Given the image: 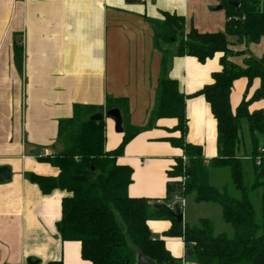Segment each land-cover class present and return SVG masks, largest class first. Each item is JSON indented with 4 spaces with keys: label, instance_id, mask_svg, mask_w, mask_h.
<instances>
[{
    "label": "crops",
    "instance_id": "0c3cea01",
    "mask_svg": "<svg viewBox=\"0 0 264 264\" xmlns=\"http://www.w3.org/2000/svg\"><path fill=\"white\" fill-rule=\"evenodd\" d=\"M218 4L219 0H0V167L10 172L7 180L0 181V264H28V259L40 264L55 259L62 264H91L81 257L79 241L58 237L56 222L65 192L55 189L42 194L25 177L28 172L57 174L55 167L37 157L53 149L58 121L69 118L74 105L100 107L103 113L107 99L124 102L127 122L141 128L117 158L132 168L128 194L165 195L167 172L182 150L168 140L179 135L173 130L175 118L162 117L147 125L162 62L166 61L167 75L178 81L180 91L190 95L211 82L212 73L220 69L222 53L204 62L190 55L163 54L156 46L160 35L156 22L168 13L183 18L184 33L191 27L201 33L223 31L224 9L212 8ZM18 40L21 70L13 53ZM230 41L233 51H244L229 57L238 65L248 55L259 58L263 53L262 39ZM257 86V79L250 84L245 77L233 82L232 112ZM248 109L264 112V99L252 101ZM185 116V140L200 145L207 162L217 154V132L202 95L185 98ZM104 121V147L111 150L123 134L114 131L111 119ZM246 129L243 123L240 153L250 150ZM185 206L186 199L184 210ZM147 224L181 264H197L186 255L180 237L162 235L171 225L169 220Z\"/></svg>",
    "mask_w": 264,
    "mask_h": 264
},
{
    "label": "trees",
    "instance_id": "16d2710c",
    "mask_svg": "<svg viewBox=\"0 0 264 264\" xmlns=\"http://www.w3.org/2000/svg\"><path fill=\"white\" fill-rule=\"evenodd\" d=\"M220 1L226 16L223 31L201 33L191 27L184 33L183 18L168 13L163 21L156 22L160 34L156 46L163 54L190 55L204 62L216 52L222 53L220 69L212 73L211 82L190 95L180 91L178 81L167 75L166 61L162 62L147 125H153L158 118H175L173 130L179 131V135L168 140L182 150V156L175 159L167 172L163 197L129 196L132 168L118 163L117 158L141 128L127 122L124 102L113 99H107L106 110L118 108L122 117L123 135L117 147L111 150L104 147V119H89L90 115L102 112L100 107L74 105L72 115L58 121L56 141L60 142L61 150L37 157L38 161L55 167L57 174H25L42 194L55 189L65 192L56 222L58 237L62 241H79L81 257L91 264H137L136 252L156 264H181L166 248L164 240L152 235L149 220H169L171 225L162 235L180 237L197 264H264V112L248 109L252 101L264 99V6L258 0ZM230 39L237 43L262 39L263 53L259 58L248 55L243 58V65H238L229 57L244 51H233ZM169 45L175 49L169 51ZM13 53L15 65L21 70L19 40L14 42ZM240 77H245L248 84L257 79L258 86L232 112L230 91ZM197 95L208 102L216 121L217 154L207 162L201 146L185 140V98ZM243 123L250 150L242 149L240 153ZM246 155L250 158L244 159ZM257 156L261 158L259 165L255 163ZM219 168L228 169L237 196L229 193L228 185L220 189L210 183V170ZM254 190H260V215H256L249 198ZM174 195L184 199L192 196L196 203L218 204L222 220L231 231L216 232L214 222L207 217H200L193 224L178 222L176 214L181 209L176 204L169 207ZM44 264H62V260Z\"/></svg>",
    "mask_w": 264,
    "mask_h": 264
},
{
    "label": "rangeland",
    "instance_id": "374dc122",
    "mask_svg": "<svg viewBox=\"0 0 264 264\" xmlns=\"http://www.w3.org/2000/svg\"><path fill=\"white\" fill-rule=\"evenodd\" d=\"M219 5H221V1L219 0V4L215 5V10ZM244 128H246V124L244 123ZM247 132V129H246ZM242 137V134H241ZM248 143V142H247ZM246 143V144H247ZM248 147V146H247ZM209 181L211 184L216 186L217 188H222V186L228 185V191L231 195L237 196L238 192L233 188L230 183L229 171L227 168H219V169H211L209 175ZM249 198L252 202L256 215H260V190H254L249 193ZM181 213L184 216V222L188 224H193L200 217L210 218L215 224L216 232L225 231L230 232L231 228L229 225L225 224L221 217V208L218 204L211 202H202L196 203L193 201L192 196L186 198V206L181 209Z\"/></svg>",
    "mask_w": 264,
    "mask_h": 264
},
{
    "label": "water",
    "instance_id": "95a60500",
    "mask_svg": "<svg viewBox=\"0 0 264 264\" xmlns=\"http://www.w3.org/2000/svg\"><path fill=\"white\" fill-rule=\"evenodd\" d=\"M232 4L237 5V3L232 2ZM222 6L219 5L216 9H221ZM169 49L173 50L174 46H170L168 47ZM104 118H108L111 119L114 123V131L117 133H121L123 131V127H122V117L120 114V111L118 108H109L107 109L105 112H96L92 115H90L89 119L92 121H100ZM61 150V144L60 142H55L53 145V149L52 151L54 153H57ZM10 172L8 167L6 166H1L0 167V181H4L7 180L9 178ZM176 219L178 222H182L183 221V214L181 212L176 214ZM186 255H191V251L187 250L186 251ZM28 264H38V260H31L28 259L27 260ZM136 263L137 264H156L153 260H151L150 258L144 256L142 253L140 252H136Z\"/></svg>",
    "mask_w": 264,
    "mask_h": 264
},
{
    "label": "built area",
    "instance_id": "2783aa9c",
    "mask_svg": "<svg viewBox=\"0 0 264 264\" xmlns=\"http://www.w3.org/2000/svg\"><path fill=\"white\" fill-rule=\"evenodd\" d=\"M144 1V0H142ZM259 3H260V6H264V0H258ZM262 148L260 147L259 148V152H262ZM52 153V150H49V149H45L44 150V153L43 155H51ZM250 157L248 155L244 156V159H249ZM255 163L257 165H259L261 163V158L260 156H257L256 159H255ZM175 204L179 207V209H182L185 205V199L184 198H181L177 195H174L173 196V199L171 200L170 204H169V207L173 208L175 206Z\"/></svg>",
    "mask_w": 264,
    "mask_h": 264
}]
</instances>
